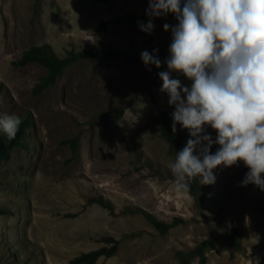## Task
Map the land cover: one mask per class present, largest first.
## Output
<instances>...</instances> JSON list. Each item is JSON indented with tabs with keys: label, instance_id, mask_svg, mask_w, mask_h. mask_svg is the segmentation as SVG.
<instances>
[{
	"label": "rangeland",
	"instance_id": "obj_1",
	"mask_svg": "<svg viewBox=\"0 0 264 264\" xmlns=\"http://www.w3.org/2000/svg\"><path fill=\"white\" fill-rule=\"evenodd\" d=\"M147 8L148 0H0V114H27L32 122L23 145L0 163V264H79L71 258L109 245L108 237L119 239L117 251L94 264H178L177 250L205 239V264H251L256 257L264 264V193L241 184L242 161L214 170L202 206L175 185L168 163L177 151L160 136L156 116L174 111L158 73L168 71L172 42L163 25L178 21L173 13L153 17L151 33L142 31ZM132 14L140 15L134 23L98 27ZM45 41L61 56L82 48L97 54L78 59L54 85L33 94L45 68L14 61ZM153 49L160 68L140 58ZM113 50L124 54H106ZM171 76L191 86L181 73ZM206 131L215 138V130ZM74 135L75 151L63 141ZM128 207L179 220L161 234ZM233 221L238 247L225 236ZM190 264H199L198 254Z\"/></svg>",
	"mask_w": 264,
	"mask_h": 264
},
{
	"label": "clouds",
	"instance_id": "obj_2",
	"mask_svg": "<svg viewBox=\"0 0 264 264\" xmlns=\"http://www.w3.org/2000/svg\"><path fill=\"white\" fill-rule=\"evenodd\" d=\"M175 15L171 29L168 71L158 73L160 91L168 94L175 132L179 123L190 138L168 163L177 188L190 191V182H216L218 166L231 167L241 161L249 169L241 181L264 191V0H148L147 24L153 17ZM141 52V60L160 68L154 53ZM191 81L183 85L171 73ZM22 124L16 114H0V133L11 141ZM211 127L216 132L206 131ZM219 147L212 152V146ZM258 242V241H257ZM251 256V251L249 253ZM259 264V257L250 259Z\"/></svg>",
	"mask_w": 264,
	"mask_h": 264
},
{
	"label": "trees",
	"instance_id": "obj_3",
	"mask_svg": "<svg viewBox=\"0 0 264 264\" xmlns=\"http://www.w3.org/2000/svg\"><path fill=\"white\" fill-rule=\"evenodd\" d=\"M107 1V0H102ZM140 18V15L132 14V15H124V16H116L114 18H110L107 20H101L98 23L99 29H105L106 26L110 23L116 21H125L129 24L134 23L137 19ZM97 54V52L93 50H89L86 48H82L79 50L71 49L66 55H59L49 42H42L40 44L30 45L28 48L22 51L20 58L14 61L16 64H25L27 62H36L41 64L45 68V72L39 76L38 81L33 85L32 93L39 94L45 88L52 86L56 83L58 77L63 73L64 69L73 64L75 61L81 58L90 57ZM106 54L108 56H112L114 54H124L123 52H119L117 50L107 51ZM120 109L119 111H121ZM171 111L168 109H162L157 114V121L159 124V134L162 136L172 148H174L177 152L181 150L188 138L180 131L179 127L176 125V131L172 130V115ZM22 119V124L20 129L16 135L14 140L9 141L5 135L0 133V163L10 157L11 151L16 146L23 145L25 134L27 132L28 126L31 125V121L28 119L27 114L20 116ZM63 141H70L73 150H76L77 139L76 136H71L69 138L63 139ZM219 147H213V152ZM244 172H248L249 169L244 166ZM190 191H188L194 198L195 202L199 205H203V199L206 196L207 192L210 190V185H201L199 184L198 179L190 182ZM254 185V184H253ZM255 186V185H254ZM259 191L264 193L259 187L255 186ZM100 203L104 206L111 208V204L101 198L96 197ZM137 210L141 211L148 221L154 225V227L158 230L159 233H165L170 227L175 225L178 218H174L172 221L168 222L162 219H159L153 213H150L142 208L138 207H128L127 210ZM240 231L236 227L235 222L233 221V225L229 233L225 236L229 238L232 242L236 244V246H240ZM109 245H101L96 248H92L89 250L81 251L71 258V261L79 264H94L96 260L103 256L109 257L113 255L119 246V239L115 237H108ZM210 247V240L205 239L199 242L193 249H189L186 251L177 250V255L179 258L178 264H190V261L194 254H198L199 256V264H205L207 260L206 250Z\"/></svg>",
	"mask_w": 264,
	"mask_h": 264
}]
</instances>
